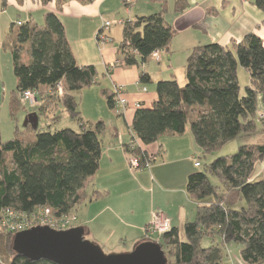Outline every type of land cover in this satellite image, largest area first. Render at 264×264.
I'll return each mask as SVG.
<instances>
[{
	"label": "trees",
	"instance_id": "obj_1",
	"mask_svg": "<svg viewBox=\"0 0 264 264\" xmlns=\"http://www.w3.org/2000/svg\"><path fill=\"white\" fill-rule=\"evenodd\" d=\"M1 1L2 6L7 5L6 0ZM39 1L45 4L48 0ZM154 1L160 4L158 12L138 16L124 25L120 50L128 65L145 62L155 51L169 50L176 33L166 19L167 0ZM252 3L264 10V0ZM187 7L186 0H176L177 12ZM7 46L18 94L22 97L28 90L35 95L41 93V110L62 103L81 126L79 131H39L27 143L17 135L3 141L0 132V264H56L15 251L13 240L20 231L5 230L1 225L5 218L12 217L10 212L31 218L49 209L53 217L63 218L75 213L88 199L85 183L99 168L100 135L105 124L98 121L92 127L83 123L73 92L96 83L98 71L92 64L77 63L65 26L53 11L45 14L43 25L34 19L13 24ZM239 67L250 76V84L244 88L239 82ZM185 77L184 85L176 78L158 81L153 107L136 110L132 129L145 144L166 134L182 135L189 129L198 148L206 153L242 133H255L258 119L264 125V109L259 111L260 102L264 107V38L257 33L249 32L243 40L228 45H196L187 58ZM141 79L151 81L148 73H142ZM60 82L64 87L62 96L52 93ZM41 86L48 90L42 93ZM104 92L114 108L115 92ZM18 94L12 108L18 103ZM26 127L33 128L31 124ZM124 147L131 159L138 160L137 168L153 161L136 144ZM197 161L201 167V161ZM263 161L264 143L243 144L236 153L220 156L205 169L192 173L187 190L198 205L195 218L184 225L186 239L177 227H172L154 237L145 234L143 242H158L168 264H223L224 248L230 243L243 246L238 264H264V177L255 175ZM210 175L219 177L221 186L212 183ZM204 237L212 238V244L203 246ZM216 237L221 241L214 243ZM6 255L11 258L9 263L3 260Z\"/></svg>",
	"mask_w": 264,
	"mask_h": 264
},
{
	"label": "crops",
	"instance_id": "obj_2",
	"mask_svg": "<svg viewBox=\"0 0 264 264\" xmlns=\"http://www.w3.org/2000/svg\"><path fill=\"white\" fill-rule=\"evenodd\" d=\"M5 2L7 5L2 6L0 0V12L8 13L11 26L2 34L1 28L4 25L0 26V48L10 51L12 56L7 43L13 24L34 19L43 25L45 14L53 11L65 26L77 63L92 64L98 71L96 83L73 92L79 101L82 122H88L92 127L98 121L105 124V130L100 135L102 153L99 168L86 180L88 199L76 213L78 224L75 226L82 227L85 237L102 248L123 252L127 248L133 250L144 241L145 226L151 221L153 212L161 210L171 219L172 227L179 229L182 237L185 223L196 216L198 201L190 196L187 185L189 176L200 170L196 166L199 148L189 129L182 135L166 134L153 143L145 144L132 129L135 112L138 108L153 107L158 98V81L185 76L187 58L196 45L210 42L228 45L233 40H243L249 32L264 38V10L258 8L252 0H186L188 7L177 12L176 0H167L166 19L176 30L169 50H158V59L152 53L145 62L128 65L120 50L124 25L126 21L138 16L158 12V2ZM9 8L13 9L11 14ZM14 14L19 18L15 20ZM107 21L111 25L105 29ZM101 32L105 38L99 37ZM25 56L27 58L28 54ZM242 69L238 68L239 82L241 86H246L250 84V76L247 74L246 77V70ZM142 73H148L151 81L144 82L141 79ZM116 87L122 88L123 97L128 102L120 114L110 107L104 92H115ZM132 143L153 158L149 166L132 168L131 158L124 147ZM260 170L257 177L262 176ZM230 257L225 256L224 264L241 262L238 256V260Z\"/></svg>",
	"mask_w": 264,
	"mask_h": 264
},
{
	"label": "rangeland",
	"instance_id": "obj_3",
	"mask_svg": "<svg viewBox=\"0 0 264 264\" xmlns=\"http://www.w3.org/2000/svg\"><path fill=\"white\" fill-rule=\"evenodd\" d=\"M13 9L9 8L10 14ZM15 17L14 19L16 20L19 18L17 14H14ZM0 17H1V34L4 33L5 31H8L10 28V19L8 17V13H1L0 12ZM13 17V16H12ZM7 29V30H6ZM26 57V56H25ZM25 60V59H24ZM183 69V68H182ZM181 69V71H183ZM245 70V69H242ZM245 76L247 77L248 73L247 71ZM185 73V72H184ZM183 75V73L181 74ZM184 79V80H183ZM180 84L184 85L186 83V77H179ZM244 81V77L243 80ZM17 77L14 73L13 69V62H12V56L10 55V51H5V49L0 48V132H1V139L3 141H8L17 135L20 139H22L24 142H30L36 138V133L39 131H46V130H59L63 128H72L74 130H80V122L76 119H73L70 117V115L65 111L64 106L62 103H58L57 105H53L51 108L48 110H41L40 109V104L42 101L41 100V93H36V95L39 97V100L36 101L35 103H31L27 100H25L23 97H21L18 94L17 91ZM245 85H242V88H244ZM46 86H41L40 90L41 92L47 91ZM18 94V103L15 104L14 108H12V102L13 99L16 98ZM264 109L262 103L260 102L259 104V111L261 112ZM36 112L38 114L39 118V125L38 129H33L32 127H26L25 125V120L27 116L31 113ZM261 117H264V114L261 115ZM88 123V122H86ZM257 123V131L253 134L246 135L244 133L240 134L238 137L235 139H232L222 145L219 148H216L210 152L204 153L200 148L198 149V160L201 161L202 166L199 168L200 170L205 169V165L210 164L213 160L220 156H230L234 153H236L239 149V147L243 144H249V143H264V125L262 123V120L258 119ZM261 169V170H260ZM261 171L260 174L262 176H258L260 178L264 177V161L262 162V165L258 167L256 170ZM255 173V175L259 173ZM211 182L214 183L217 186H221V180L219 177L215 175H210ZM78 213V210L75 211V213L70 214V216H74ZM77 219V218H76ZM76 219L72 222V227H75V225L78 224V219ZM2 228L5 230H8L7 227L4 225H1ZM183 232V239H186L185 232ZM89 239V238H86ZM215 239V238H214ZM221 240H218V237H216L215 242H220ZM212 238L210 237H204L203 239V246H209L212 244ZM102 247V246H101ZM229 247L228 251L227 248H224L225 256H231L234 259L236 257L238 259L240 258V252L242 249V245L239 243H230L227 245ZM110 249V248H109ZM131 248H127L123 252H129L132 251L130 250ZM105 253L112 254V253H121V252H114L113 250H108V248H103ZM230 250V251H229ZM228 252V253H227ZM230 257V258H231ZM236 259V260H238ZM5 262L9 263L11 261V258L6 255L3 259ZM225 263V262H224ZM223 263V264H224Z\"/></svg>",
	"mask_w": 264,
	"mask_h": 264
},
{
	"label": "water",
	"instance_id": "obj_4",
	"mask_svg": "<svg viewBox=\"0 0 264 264\" xmlns=\"http://www.w3.org/2000/svg\"><path fill=\"white\" fill-rule=\"evenodd\" d=\"M38 128L36 112L25 120ZM13 249L29 258L45 259L56 264H168L165 251L155 241H145L132 251L105 253L103 248L86 239L80 226L57 230L48 225H38L20 231L13 240Z\"/></svg>",
	"mask_w": 264,
	"mask_h": 264
},
{
	"label": "built area",
	"instance_id": "obj_5",
	"mask_svg": "<svg viewBox=\"0 0 264 264\" xmlns=\"http://www.w3.org/2000/svg\"><path fill=\"white\" fill-rule=\"evenodd\" d=\"M110 25L111 22L107 21L104 24V28L108 29ZM101 37L105 38L104 35H101ZM153 56L158 59V51L153 52ZM114 91L117 96L114 110L116 113L120 114L124 112L128 102L127 99L123 97L121 87H116ZM52 93L58 94L59 96H62L64 94V87L62 82L57 84L55 90L52 91ZM22 97L31 103H35L37 101L35 93L31 90L25 91ZM130 163L132 168H137L139 166L138 160L136 158L131 159ZM196 166L200 167L199 161L196 162ZM9 214L12 216V219L5 218V221H3V225L9 230L13 231H23L38 225H48L57 230H64L71 228L73 226L72 222L76 219V215H67L63 218H55L51 215L49 209L42 210L41 213L33 215L31 218L25 217L24 214L20 215V213L17 214L14 212H10ZM14 218L16 219L14 220ZM171 228V219L167 217L166 214L161 210H155L152 214L151 221L145 226V232L148 236L161 235L169 231Z\"/></svg>",
	"mask_w": 264,
	"mask_h": 264
}]
</instances>
